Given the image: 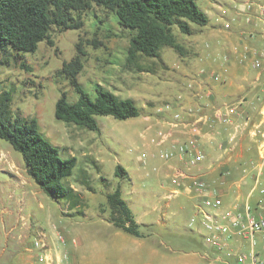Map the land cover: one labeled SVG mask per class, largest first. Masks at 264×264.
<instances>
[{
	"label": "crops",
	"instance_id": "1",
	"mask_svg": "<svg viewBox=\"0 0 264 264\" xmlns=\"http://www.w3.org/2000/svg\"><path fill=\"white\" fill-rule=\"evenodd\" d=\"M261 6L264 7V0H211L208 8L201 9L207 24L192 25V34L182 38L195 46L193 60L177 55L174 63L165 62L171 76L164 88L166 103L152 113L137 106L139 116L146 121L145 130L153 133L147 151H143L148 164L133 169L132 179L122 167L127 183L112 180L105 188L110 193L119 189L142 237L125 233L104 217L109 210L108 191L96 192L91 187L87 190L80 183L71 189L82 202L71 206L66 201L67 210L62 211L58 220L60 226L50 225L37 234L46 242L49 257L57 260L61 252H66V264H234L225 250L217 251L203 239L202 216L197 210L201 193L190 187L188 178L173 185L171 177L179 172L198 175L211 190L209 195L214 192L220 197V211L242 206L244 202L260 205L264 210V193H260L264 190V158L260 160L257 151H248V136L238 124L240 114L234 115L228 124L221 123L217 117V112H223L227 105L240 104L241 109L247 108L245 102L236 101L247 97L256 85L257 77L248 82L243 68L264 42V18L257 14ZM104 89L119 97L113 90ZM176 113L181 115L183 123L172 127L170 122ZM195 122L199 124L197 140L203 160L190 168L178 157L160 159V147L152 143L156 132L170 131L173 139L185 141L191 137V125ZM236 124L241 128L236 140L230 142V135L235 137ZM10 169L16 181L15 190H22L18 202L24 204L28 198L37 199L39 191L33 189L35 183L26 168L12 164ZM173 192L176 194L171 196ZM97 195L99 200L94 197ZM15 198L14 192L8 195L11 202ZM92 198L93 212L88 214L87 202ZM10 204L0 198V264H40L35 258L33 242H29L31 225ZM39 207H42L40 202ZM188 212H192L189 219ZM254 238L256 250L264 260V244L258 235ZM228 247L246 251L248 243L235 238Z\"/></svg>",
	"mask_w": 264,
	"mask_h": 264
},
{
	"label": "rangeland",
	"instance_id": "2",
	"mask_svg": "<svg viewBox=\"0 0 264 264\" xmlns=\"http://www.w3.org/2000/svg\"><path fill=\"white\" fill-rule=\"evenodd\" d=\"M210 1L196 0V4L205 10L210 6ZM82 19L84 25L80 30H51L53 47L43 41L38 44L34 53H23L20 59H14L10 54L0 55V95L8 94L9 109L14 117H19L22 121L31 118L37 120L39 132L59 149L62 158H76L77 164L72 176L64 180L67 186L78 187L83 183L87 190L91 187L96 192L105 193L108 191L105 184L111 183L112 180L123 185L127 183L126 176L114 177V166L119 164L123 167L129 173L130 179L133 169L147 166L149 159L142 163L138 160V155L147 151L146 145L151 143L153 133L145 130L146 121L142 116L126 120L98 116L97 132L57 121L54 117L57 99L62 94H65L69 102L77 99V94L59 72L62 63L75 56V47L80 43L85 56L78 82L91 98L95 96V88L101 86L113 90L122 99L131 97L136 106H143V110L152 113L167 101L164 88L171 76L165 62L174 63L177 54L170 48H163L158 58H139L137 65L125 67L129 32L117 24L114 15L92 5V8L83 14ZM175 34L186 49L183 58L191 62L195 46L183 42L184 36L177 31ZM252 62L253 59L243 68L244 76L248 82L257 77L256 85L247 97L238 98L236 102H245L247 105L245 109H241L240 104L237 106L241 112L238 124H241L242 133L249 139L248 151H257L260 156V152L264 151V122L260 114L264 103V55L260 69L253 67ZM245 119H248L246 125ZM12 164L25 167L21 155L0 139V198L10 201L14 212L20 213L28 220L31 225V244L37 238L38 232L53 224L60 226L58 220L62 217V211L67 210L66 200H52L34 184L33 189L39 191L37 199L28 198L24 204H20L18 198L22 190H15L16 181L11 176L10 169ZM12 192L16 196L15 202L8 199ZM260 193H264V190ZM94 197L100 199V195ZM93 200L94 198L87 202L88 214L93 212ZM39 202L42 207H39ZM249 204L256 213L264 215L262 206H253L250 202ZM109 215V210L104 213L106 218H109ZM191 216L192 212L186 214L187 219Z\"/></svg>",
	"mask_w": 264,
	"mask_h": 264
},
{
	"label": "trees",
	"instance_id": "3",
	"mask_svg": "<svg viewBox=\"0 0 264 264\" xmlns=\"http://www.w3.org/2000/svg\"><path fill=\"white\" fill-rule=\"evenodd\" d=\"M92 5L111 12L117 24L129 32L124 63L128 68L137 65L139 58H158L163 48L184 56L186 49L175 31L189 36L192 25L201 27L208 21L196 0H0V55L20 59L23 53H34L43 41L53 47L51 30H80L84 25L82 16ZM75 48V56L63 62L59 72L77 99L69 102L62 94L54 107L55 119L97 132L98 116L116 120L139 117L140 109L133 100L119 98L101 86L95 88L94 98L90 97L78 82L85 53L80 43ZM0 139L21 155L27 174L47 197L66 200L71 206L82 202L64 183L73 174L76 158H62L59 149L39 132L35 118L22 121L14 117L7 93L0 95ZM114 174L121 177L126 173L116 165ZM106 205L109 222L127 234L142 237L118 188L107 194Z\"/></svg>",
	"mask_w": 264,
	"mask_h": 264
},
{
	"label": "built area",
	"instance_id": "4",
	"mask_svg": "<svg viewBox=\"0 0 264 264\" xmlns=\"http://www.w3.org/2000/svg\"><path fill=\"white\" fill-rule=\"evenodd\" d=\"M258 16L264 18V7L258 8ZM264 55V43L261 49L254 51V58L252 65L256 69L262 66ZM241 115L237 105H227L224 107L223 112H217L218 120L221 123L228 124L230 119L235 115ZM260 114L262 115V122H264V103L261 107ZM248 119L244 120L247 124ZM197 122V121H196ZM194 123L191 125V137L185 141H177L173 139L170 131L159 130L156 132L152 143L160 147L158 157L164 161L171 160L178 157L184 161V164L190 168L196 167L203 160V153L198 148L197 136L199 134V124ZM183 123L181 115L176 113L170 122L172 127H176ZM235 137L230 135L229 141L236 140V133L239 126H235ZM168 144L167 147L164 146ZM260 157L264 158V151L260 152ZM147 154L142 152L138 155L140 162L145 163ZM188 178L189 185L194 188L198 193H201L202 198L200 205L197 207L198 212L202 216L201 227L205 232L203 239L217 251L225 250L226 256L234 260V264H264V260L256 250L257 242L254 238L258 235L260 241L264 244V215L256 213L248 202H244L242 206H234L231 209L220 211L222 201L216 193H209L211 190L207 184L200 179L198 175H188L179 172L171 177V184L179 185L180 179ZM176 192L171 193L174 196ZM61 238V236H60ZM235 238H241L247 241L248 249H235L228 247L229 243L233 242ZM33 248L37 251L35 258L40 264H66L68 254L61 252L59 258L56 260L49 257L48 246L42 236L35 238L32 244Z\"/></svg>",
	"mask_w": 264,
	"mask_h": 264
}]
</instances>
